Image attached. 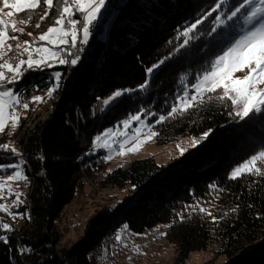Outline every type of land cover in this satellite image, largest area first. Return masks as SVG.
Listing matches in <instances>:
<instances>
[{
	"label": "trees",
	"instance_id": "1",
	"mask_svg": "<svg viewBox=\"0 0 264 264\" xmlns=\"http://www.w3.org/2000/svg\"><path fill=\"white\" fill-rule=\"evenodd\" d=\"M217 2L126 0L106 39L92 36L93 50L82 54L77 65L27 70L8 86L23 89L30 97L54 84L55 71H62L63 77L67 70L76 72L67 96L61 88L56 91L64 97L65 106L54 120L53 115L32 128L27 119L19 122L20 155L0 150V166L24 161L30 187L22 224L0 218L13 228L10 232L0 228V236L7 237V242L0 239V264H94L89 255L100 251L110 234L124 226L142 234L162 223L171 224L166 238L177 253L174 264H185L193 252L209 251L215 245L226 264H264V177L229 178L236 166L264 147V113L240 120L230 114V102L211 94L188 112L156 123L159 116H167L176 97L191 88L207 62L237 37L240 23L235 19L211 33L219 11L204 17ZM239 2L229 0L223 11ZM58 8L59 0H54V8L38 30L54 22ZM43 11L34 13L31 29ZM197 19L203 23L181 47L187 39L182 33ZM157 64L148 76L147 69ZM181 76L186 77L183 84ZM146 79L149 87L139 90ZM122 89L133 91L104 105L96 117L97 98L104 101ZM141 110H145L142 118L158 133L157 144L200 138V145L169 167L147 157L105 172L106 151L94 150L95 137ZM205 132L209 135L202 139ZM95 181L103 189L130 186L132 191L115 208L109 206L89 221L79 246L58 249V211ZM199 207L212 215L199 212Z\"/></svg>",
	"mask_w": 264,
	"mask_h": 264
},
{
	"label": "snow or ice",
	"instance_id": "2",
	"mask_svg": "<svg viewBox=\"0 0 264 264\" xmlns=\"http://www.w3.org/2000/svg\"><path fill=\"white\" fill-rule=\"evenodd\" d=\"M108 0H59V8L57 16L52 26L42 32L38 40H25L23 45L16 43L13 46L9 40L19 41V36L15 33L24 34L23 28H18L17 24L29 25L34 18V13L43 5V15L38 19L45 20L50 11L54 8V0H3L4 8L14 9L15 12L25 13L26 18L21 20H9L14 12H4V8H0V133H3L6 127L11 124L13 129L19 126L20 115L18 108H29V104L22 101V97L9 84L16 83L23 78L27 70H40L43 67H52V62H58L61 65L75 66L81 59L80 53L84 51V47L88 45L95 22L100 18L102 10L106 9ZM229 0H218L211 11L204 17L207 19L212 13L219 11L215 17V27L211 29V33H215L217 29L226 27L229 21L243 16L244 22L252 25L251 28L245 30L238 38L227 43L222 47L214 58L207 62L206 68L200 75L195 78L191 88L183 91L176 97V102L171 106L167 116H159L156 123H162L168 118H172L178 114H183L193 109L198 104L204 102V98L211 94H218L217 98L222 102H230L235 117L244 120L252 114L264 113V0H240L226 13L223 11ZM203 20L197 19L188 27L182 35L187 37L181 47L187 45L193 37L191 33L202 24ZM36 28L40 27V23L35 24ZM210 33V34H211ZM27 35L31 36L29 32ZM39 42H45L40 44ZM75 49V51H70ZM17 53L15 59L9 56V53ZM26 56V59L19 58ZM71 58H65V57ZM160 63H163L161 61ZM159 64L147 69L148 76H151L155 68ZM236 73H245L237 76ZM62 73H54V84L47 89V97L51 98L53 94L62 86ZM185 76H181V83H184ZM139 90L144 91L149 87L146 79L144 83L138 86ZM133 91V89L116 90L109 98L103 101L107 106L124 94ZM45 97L33 96L32 102L43 103ZM145 110H141L136 114L130 115L127 119L121 121L115 129H108L102 135H97L94 140V146L97 148L108 149L109 152L115 151L117 155H124L127 152L139 151L140 147L149 142L152 137L158 135L152 131V126L142 120ZM154 115V113H153ZM138 123L140 127L131 130L132 124ZM121 126L123 130H121ZM145 131L151 135H145L143 139L140 136ZM123 137L122 141H116L115 135ZM209 133H203L202 139H206ZM132 140L138 143L125 151V145ZM201 141L193 138L192 147H196ZM118 144V149L114 146ZM0 149L20 154L11 146L10 143L0 145ZM186 149H180L181 155ZM111 157H106L110 159ZM24 161L14 165L0 166V168L11 167L16 169L13 175L7 177V180L0 178V199L4 198L3 193L7 190L9 196L13 195V190L9 182L26 181L27 176L23 169ZM245 175L264 177V147L241 164L236 166L230 173V179H240ZM213 187L214 190L216 186ZM21 193H15V201L13 204L19 205L23 203L20 200ZM195 210L196 206H187ZM199 212L207 213L211 216V212L199 207ZM0 211L7 213L15 218V213L11 211V206L0 204ZM235 211V209H234ZM181 219L183 215L181 214ZM215 220V217H213ZM127 226H125L126 228ZM0 228L5 231H12V225L6 222H0ZM0 239L7 242L6 236H0ZM117 240L122 241V236L117 235ZM139 252V246L136 248Z\"/></svg>",
	"mask_w": 264,
	"mask_h": 264
},
{
	"label": "rangeland",
	"instance_id": "3",
	"mask_svg": "<svg viewBox=\"0 0 264 264\" xmlns=\"http://www.w3.org/2000/svg\"><path fill=\"white\" fill-rule=\"evenodd\" d=\"M108 4L109 1L107 2L106 9L108 7ZM0 8H4L3 0H0ZM41 8H43V5ZM40 9H37V11H39ZM106 9L102 10V14L97 21L100 22L103 20ZM9 11L14 12V15L11 18L5 17V19L18 21L26 18L25 13L23 12H15L14 9L4 8L5 13ZM235 20H238L240 23V28L238 29L236 38H238L239 35L243 34L245 30H248L252 27V25H249L244 22L243 16H240ZM36 23H40V25H42V21H40L39 19ZM52 24L53 23H51V25L49 26H52ZM34 25L35 23L32 22V26ZM30 26V24H17L18 28L24 29V34L21 35L20 33H15V35L19 36V41L9 40L8 42L15 46L16 43H20L21 45H23V42L25 40H38L39 35L42 32L46 31L49 27L47 26L42 30H38L41 28V26L40 28H36L34 26L33 30L30 28ZM29 32L32 33L31 36L27 35V33ZM91 38L92 36L90 37V40ZM39 43L44 44L45 42ZM87 46H89V43ZM70 51L73 50L70 49ZM9 56L15 59L17 53H9ZM19 58L26 59L27 57L22 56ZM65 58L68 57L66 56ZM52 64V67L43 68L55 69L64 66L67 68L69 67V65H61L55 61H53ZM156 70L157 68L154 69L153 73ZM55 72L60 71L57 70ZM66 74L67 76L63 77L62 79L61 86V91L65 93L64 97L67 96L68 89L70 90V85L73 83L76 72H73L72 70H67ZM244 74L245 73H236L237 76H242ZM12 85L13 84H9L7 85V87ZM11 88H13L22 97L23 102L29 104L28 109L20 107L18 108V112L21 117L20 122L27 119V121L30 123L31 128L34 126L35 122L44 121L46 120V118L52 117L53 115L54 120L62 109V107L65 106L62 104L65 102V99L63 100L64 97L62 98L61 95H57L56 92L51 98L47 97V90H45L44 92H34L32 96L27 97L28 95L26 94L25 90H16L15 87ZM37 95L45 97L43 103L32 102V97ZM103 107V101L97 98V103L94 108L96 117H99V115L102 113ZM142 120L147 123L145 119L142 118ZM19 126L13 129L11 127V124H9V126L6 127L5 131L3 133H0V145L10 143L11 146L14 147L20 154V146L19 144H17V137L19 136ZM25 126L26 128L29 127L28 124H24V127ZM137 127H140V125L138 123H133L131 130L134 131ZM121 130H123L122 126ZM113 135H115L116 141L123 140V137H120L115 133ZM145 135H151V133L145 131L141 134L140 139H143ZM195 139L201 141L200 138ZM129 140L130 142L125 145V151L127 149L133 148L138 143L137 140H132L131 137H129ZM192 141L193 138H180L167 145H159L157 144L156 137L154 136L149 142L144 143L140 147L139 151L127 152V154L124 155H117L115 151L110 153L109 150L105 148H97L94 146V142L93 146L94 150H104L106 151V157H111L110 159H107L109 166L105 171L109 172L112 169L122 166L130 161L147 157H153L157 161V163L163 165L164 167L172 166L177 161L185 158L187 155L194 152L201 143L200 142L196 147H192ZM114 146L118 149V144H115ZM86 148L87 145H84V149L82 150L83 154H85ZM182 148L186 149L183 155H181L180 152V149ZM6 168L11 167L0 168V170L5 171V173L0 174V178L5 181L7 180V177L13 175L14 171L16 170L11 168L10 171H6ZM9 183L14 194L9 196L7 190H5V192L3 193L4 198L0 199V204L10 205L11 211L16 215L15 218H13V216L8 215L3 211H0V218L6 217L20 226L23 222L21 214L22 208L30 192V187L27 180L12 181ZM131 191L132 188L130 186H127L123 189H103L98 186L97 181L89 182L88 184H86L81 191V195L75 197L69 204L63 206L58 211V216L60 217V219L57 221L59 223L57 244L58 249L70 250L79 246L86 238V226L88 225L89 221L94 218L97 214L105 210L107 207L110 206L111 208H115V206L119 204L125 197H127L131 193ZM15 193L22 194L20 195V200H22L23 203H20L19 205L13 204V201H15L16 199ZM0 222L3 221L0 220ZM170 225V223H162L146 230L142 234H133L127 227L125 228L124 226L117 232L110 234L107 240L105 241L102 249L100 251H97L96 253H91L89 255V258L94 262V264H174L177 259V253L173 245H171L166 238V232L169 229ZM118 234L122 236L123 242L117 240ZM137 246H139V252H137L136 250ZM218 251L219 247L215 245L209 251L193 252L191 254L190 259L185 264H226V257L218 255Z\"/></svg>",
	"mask_w": 264,
	"mask_h": 264
},
{
	"label": "bare ground",
	"instance_id": "4",
	"mask_svg": "<svg viewBox=\"0 0 264 264\" xmlns=\"http://www.w3.org/2000/svg\"><path fill=\"white\" fill-rule=\"evenodd\" d=\"M125 3H126V0H121L118 3V7L116 8V11L112 14L111 18L103 19V23L100 24V28L99 30H97L96 38L100 39L101 41H104L106 39V33L108 32L113 20L115 19L117 14L120 12V10L122 9ZM72 50L75 51V49H72ZM87 50H90V46H85L84 51L80 53V55L84 54ZM92 50L93 48H91V51Z\"/></svg>",
	"mask_w": 264,
	"mask_h": 264
},
{
	"label": "built area",
	"instance_id": "5",
	"mask_svg": "<svg viewBox=\"0 0 264 264\" xmlns=\"http://www.w3.org/2000/svg\"><path fill=\"white\" fill-rule=\"evenodd\" d=\"M109 1V4H108V7L106 9V12H105V15H104V18L103 19H106V18H111L112 14L116 11V8L118 7V3L121 1V0H108ZM103 23V20L102 21H96L95 22V26L92 30V36H94L96 38V33H97V30H99L100 28V24ZM91 46H90V51H91Z\"/></svg>",
	"mask_w": 264,
	"mask_h": 264
}]
</instances>
